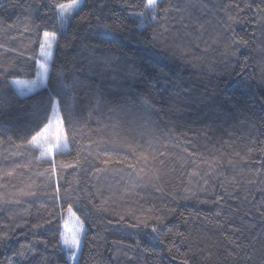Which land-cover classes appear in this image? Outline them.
I'll return each instance as SVG.
<instances>
[{
	"label": "trees",
	"instance_id": "trees-1",
	"mask_svg": "<svg viewBox=\"0 0 264 264\" xmlns=\"http://www.w3.org/2000/svg\"><path fill=\"white\" fill-rule=\"evenodd\" d=\"M82 1L63 23L70 0H0V264H70L69 206L77 264H264V0ZM57 93L67 150L43 160Z\"/></svg>",
	"mask_w": 264,
	"mask_h": 264
},
{
	"label": "snow or ice",
	"instance_id": "snow-or-ice-1",
	"mask_svg": "<svg viewBox=\"0 0 264 264\" xmlns=\"http://www.w3.org/2000/svg\"><path fill=\"white\" fill-rule=\"evenodd\" d=\"M78 0H70L68 3H58L55 5L56 10L60 13L61 15V20H63L64 17L71 15L72 10L77 6ZM156 6V0H147V3L145 5L146 8H151L155 9ZM264 11V10H261ZM43 41L40 43V50H41V55L47 59L50 54H51V49L53 47V41L56 39V33L54 32H49V31H44L43 32ZM241 44H247V41L241 40ZM41 69H42V75H47L48 73V68L46 64H41ZM13 83L16 85H19L21 87H29L30 89L33 87L37 86V81L32 80V81H24V80H15ZM62 104H67V101L64 100L63 97L60 96L59 93H57L56 97H49L48 99V105L50 106L51 114L56 116L57 123L60 124L61 126L63 125L64 121V116L61 114V105ZM43 125V129L39 131H35V134L31 136V140H28L27 143L29 145L35 144L42 136H44L45 132L48 131V129L52 125V120L50 118H47V122L45 123V120H40L36 127L39 129ZM63 141L62 138L59 134L54 138V142H50L47 145V149L51 151H56L59 150L62 147ZM40 147H44V145H40ZM105 164H108L109 161L105 160ZM116 163H121L120 161H117ZM53 173L55 172V169L53 168L51 170ZM51 178V176L49 177ZM24 195H35V193L32 192H27V193H22ZM60 196V188L57 187L55 192L53 193V199L55 200L57 197ZM67 211L70 214V217L75 218V224L76 227L74 228H68V222L65 223L64 228L65 231L60 233V242L63 244V247L69 250L68 253V258L71 260H74L76 258V250L80 248L81 245V236L83 233L84 225L81 222V220L78 217H75V214L72 212L71 206L68 207ZM51 216H55L56 213L53 212L50 214ZM157 220H161L160 217H156ZM53 222L52 219H48L45 221L46 224H51ZM141 224H144V220L139 221ZM137 226V225H133ZM44 225L42 224H37L35 225V228H42ZM158 229L153 228V231H157ZM17 255L23 257L24 256V246H22L21 250L16 253Z\"/></svg>",
	"mask_w": 264,
	"mask_h": 264
},
{
	"label": "rangeland",
	"instance_id": "rangeland-1",
	"mask_svg": "<svg viewBox=\"0 0 264 264\" xmlns=\"http://www.w3.org/2000/svg\"><path fill=\"white\" fill-rule=\"evenodd\" d=\"M82 4H83V1L82 0H78V4L72 10L71 15L64 17L63 20H61V21L63 23H66L68 21V19L76 11H78V9L82 6ZM59 16H60V19H61L60 13H59ZM55 42H56V39H55V41L52 42L53 43V47L51 49V54H50V56L47 59H45V57L41 55V50H40L39 61H38V76L36 77V79H34V80L37 81V86L36 87H33V88L30 89L29 87H21L19 85H16L15 83H13L15 80H13L11 82L13 87L20 93L21 96H27V95L31 94L32 92H34L35 90L45 86L46 80H47V75L46 76L42 75L41 64L42 63L46 64V66H47V68L49 70V65H50V62H51V59H52ZM51 120H52V125L48 129V131L45 132L44 136H42L35 144L32 145L35 149H37L39 151L40 156H41V158L43 160H52L53 159V155L56 152H61V151L67 150V141H66L63 125L61 126L60 124L57 123V119H56L55 115H52ZM58 132H59V134H60V136L62 138V141H63L62 147L59 150H56V151L48 150L47 149V145L50 142H54V138H55V136L57 135ZM40 145H44V147L42 148V147H40ZM66 222H68V228L71 229V228L76 227L75 218L74 217H70V214H68L67 217L63 220V226H62L63 232L65 231L64 225H65ZM83 237H84V229H83V233H82V236H81V241L83 240ZM81 245H82V242H81ZM81 245H80V248L78 250H76V253H77L76 254V258L74 260H71V259L68 258L69 250L64 248L63 244L61 243L62 249L65 252V254L67 255V258H68L70 264H77V261H78V258H79V253H80V250H81Z\"/></svg>",
	"mask_w": 264,
	"mask_h": 264
}]
</instances>
